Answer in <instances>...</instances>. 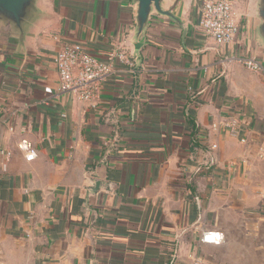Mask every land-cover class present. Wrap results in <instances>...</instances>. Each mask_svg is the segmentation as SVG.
I'll return each mask as SVG.
<instances>
[{
  "label": "crops",
  "instance_id": "0c3cea01",
  "mask_svg": "<svg viewBox=\"0 0 264 264\" xmlns=\"http://www.w3.org/2000/svg\"><path fill=\"white\" fill-rule=\"evenodd\" d=\"M201 1L163 0L141 34L135 0H35L22 33L0 22V264H264V71L233 59L264 70L259 0H232L228 47L199 31ZM68 43L130 57L96 109L58 90Z\"/></svg>",
  "mask_w": 264,
  "mask_h": 264
},
{
  "label": "built area",
  "instance_id": "2783aa9c",
  "mask_svg": "<svg viewBox=\"0 0 264 264\" xmlns=\"http://www.w3.org/2000/svg\"><path fill=\"white\" fill-rule=\"evenodd\" d=\"M198 29L217 46L233 44L239 34V23L235 20L232 0H202L198 14ZM247 70L263 72L261 63L255 58H233ZM131 65L126 51H112L106 61H101L89 54L86 48L79 43L64 44L54 57V64L58 74V90L62 94L87 103L91 108L99 106L100 93L103 85L112 76L115 64ZM61 118H65L62 114ZM228 125L230 132L236 135L238 130ZM12 131V129H10ZM245 143L244 139H241ZM107 153L114 152L115 141H106ZM21 150L25 152V159L33 161L37 152L27 141L21 142ZM224 236L216 231L202 233L201 242L219 245Z\"/></svg>",
  "mask_w": 264,
  "mask_h": 264
},
{
  "label": "water",
  "instance_id": "95a60500",
  "mask_svg": "<svg viewBox=\"0 0 264 264\" xmlns=\"http://www.w3.org/2000/svg\"><path fill=\"white\" fill-rule=\"evenodd\" d=\"M137 3L136 29L139 34L145 29L152 12L167 15L161 9L163 0H135ZM35 0H0V22L12 25L20 33L29 20ZM257 16L260 20L259 34L264 40V0H259ZM98 186L99 183L97 182ZM95 191V190H94Z\"/></svg>",
  "mask_w": 264,
  "mask_h": 264
},
{
  "label": "trees",
  "instance_id": "16d2710c",
  "mask_svg": "<svg viewBox=\"0 0 264 264\" xmlns=\"http://www.w3.org/2000/svg\"><path fill=\"white\" fill-rule=\"evenodd\" d=\"M188 119V129L190 130V149L194 150V148L199 146V142L197 139V135L199 132V128L197 127L195 120L188 115L187 117ZM210 172V167H201L196 173L195 175H199V174H207Z\"/></svg>",
  "mask_w": 264,
  "mask_h": 264
}]
</instances>
